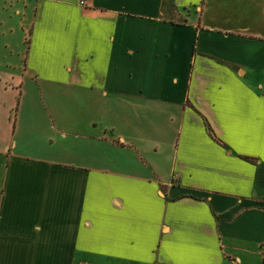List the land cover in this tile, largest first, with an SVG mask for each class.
Instances as JSON below:
<instances>
[{
    "label": "crops",
    "instance_id": "crops-1",
    "mask_svg": "<svg viewBox=\"0 0 264 264\" xmlns=\"http://www.w3.org/2000/svg\"><path fill=\"white\" fill-rule=\"evenodd\" d=\"M167 2L0 0V264L264 246V0Z\"/></svg>",
    "mask_w": 264,
    "mask_h": 264
},
{
    "label": "rangeland",
    "instance_id": "rangeland-1",
    "mask_svg": "<svg viewBox=\"0 0 264 264\" xmlns=\"http://www.w3.org/2000/svg\"><path fill=\"white\" fill-rule=\"evenodd\" d=\"M241 9L244 11L243 14L239 12ZM255 9L256 8H251V7L244 8V7H238V6L236 7L228 6L226 8L227 13L224 16L225 18H224L223 23L226 24V26H241L242 25V27L251 26L254 29H260L261 27H264V23L262 24V23H259L258 21L256 22L255 20L257 17L250 15L254 13ZM263 13H264V8L260 7L259 13H258L259 16L262 15ZM15 44L19 46L21 45L20 38L15 39ZM27 97L28 98L32 97L36 100H39V98H41V95L37 89L36 90L24 89L22 99L25 101ZM130 155L134 156V153ZM113 158L115 159L116 155H114ZM125 160L129 163V166L131 167H134L136 164V163H131V161L127 158H125ZM132 162H135V161H132ZM136 167H138L137 164H136ZM242 257H244L243 264H264V246L260 247V245H257L253 254L242 252Z\"/></svg>",
    "mask_w": 264,
    "mask_h": 264
},
{
    "label": "trees",
    "instance_id": "trees-1",
    "mask_svg": "<svg viewBox=\"0 0 264 264\" xmlns=\"http://www.w3.org/2000/svg\"><path fill=\"white\" fill-rule=\"evenodd\" d=\"M168 2H167V4H172V0H167ZM205 126H206V130H208L209 131V127H208V125H207V122L205 121Z\"/></svg>",
    "mask_w": 264,
    "mask_h": 264
},
{
    "label": "built area",
    "instance_id": "built-area-1",
    "mask_svg": "<svg viewBox=\"0 0 264 264\" xmlns=\"http://www.w3.org/2000/svg\"><path fill=\"white\" fill-rule=\"evenodd\" d=\"M81 4L85 6V2L84 1H82Z\"/></svg>",
    "mask_w": 264,
    "mask_h": 264
}]
</instances>
